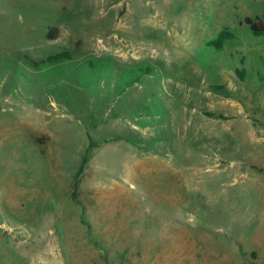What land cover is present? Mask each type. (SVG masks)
<instances>
[{
    "label": "rangeland",
    "instance_id": "374dc122",
    "mask_svg": "<svg viewBox=\"0 0 264 264\" xmlns=\"http://www.w3.org/2000/svg\"><path fill=\"white\" fill-rule=\"evenodd\" d=\"M263 26L264 0H0V264H264Z\"/></svg>",
    "mask_w": 264,
    "mask_h": 264
},
{
    "label": "trees",
    "instance_id": "16d2710c",
    "mask_svg": "<svg viewBox=\"0 0 264 264\" xmlns=\"http://www.w3.org/2000/svg\"><path fill=\"white\" fill-rule=\"evenodd\" d=\"M245 21H246V23H248V24L250 25L251 29L253 30V32H254L255 34H261V33H262V30H261V29H258V28H257V25H256L255 23H253L252 20H251L249 17L245 18ZM263 27H264V26H263ZM226 34H227V31L222 30V31L220 32L218 38L215 39V40H212V41L210 42V44H211V45H216V46H218L219 48H222V45H223V40H222V39L225 38ZM48 38H49V36H48ZM66 58H70L68 52H62V53H59V54H53V55L48 56L46 59H47V60H61V59H66ZM86 151H87V150H86ZM86 160H87V157H86V155L84 154V155L82 156V159H81L80 169H81V167L83 166V164L86 162ZM80 169H79V171H80ZM79 171L77 172L76 177L78 176ZM76 186H77V183L75 182V183H74V187H76Z\"/></svg>",
    "mask_w": 264,
    "mask_h": 264
}]
</instances>
